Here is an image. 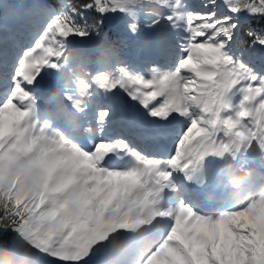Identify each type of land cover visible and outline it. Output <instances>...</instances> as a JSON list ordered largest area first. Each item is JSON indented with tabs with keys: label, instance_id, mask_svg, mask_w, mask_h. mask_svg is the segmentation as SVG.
Returning a JSON list of instances; mask_svg holds the SVG:
<instances>
[{
	"label": "snow or ice",
	"instance_id": "obj_1",
	"mask_svg": "<svg viewBox=\"0 0 264 264\" xmlns=\"http://www.w3.org/2000/svg\"><path fill=\"white\" fill-rule=\"evenodd\" d=\"M204 7L190 11L186 0L36 6L42 24L11 75L0 73L9 81L0 100V264H264V73L232 47L247 23L249 47L264 49V28L252 27L264 24V0ZM89 12L95 22L83 18ZM110 17L133 38L142 17L149 29L179 33L172 64L153 63L146 74L120 59L114 43L73 47L72 38L100 36ZM47 77L60 85L53 98L43 91ZM97 95L99 135L78 137ZM124 100L144 110L171 148L105 138ZM255 154L259 183L232 167L256 163ZM210 177L220 178L217 187L227 181L233 196L203 211L188 185L204 187Z\"/></svg>",
	"mask_w": 264,
	"mask_h": 264
},
{
	"label": "rangeland",
	"instance_id": "obj_2",
	"mask_svg": "<svg viewBox=\"0 0 264 264\" xmlns=\"http://www.w3.org/2000/svg\"><path fill=\"white\" fill-rule=\"evenodd\" d=\"M191 1L192 0H186L187 6H191V8L188 7V10L193 11V12H201L200 11L201 5L198 4L197 6H194L195 4H192V3L188 4ZM21 4L22 2H7V1H3L1 3L3 14H2V20L0 24V36H2L1 32L3 29L8 30L9 26L15 24V21L17 18L23 16ZM37 29L38 28L24 30V33L28 35L29 42L26 45H22V48L28 46L32 42L33 36L35 35V32L37 31ZM159 33H166L168 35L163 36V37L160 36L161 40L157 42L155 40V37L158 36ZM159 33L158 32L139 33L138 36L134 38L135 39L134 40L135 51L133 55L131 57H128L125 61L127 62L128 59L134 58V63L138 61L140 62L139 63L140 66L139 64L133 65V63H132V66L134 68L136 67V69L146 74L149 72L150 66H152L153 63L171 65L174 60V56H175V40L178 39L179 33H173L170 31L169 28L167 29L161 28L159 30ZM7 35H8V32L0 39V42ZM73 46L77 48L80 47V45L77 44L76 42H74ZM232 47L234 49V44L232 45ZM21 50L22 49H20V51ZM11 55H12V58L10 59ZM262 56H263L262 60L255 59V60H250L249 62H252L251 65L256 69L257 72L264 73V61H263L264 54H262ZM16 58H17V55H15L14 53H11V51L8 50V48H6L5 45L0 46V63H2L0 67V73L7 72V74L10 76L14 68V64L12 63V60H16ZM93 70L94 69L92 66L88 68V71H93ZM50 82L56 83L57 87L60 89V85L55 81L53 77H47L46 80L43 82V85H47ZM8 83H9L8 80H0V100H2L3 94L7 90ZM103 104H104V101L101 96L97 95L93 97V105L95 106L94 111ZM134 106H135V109L143 111V109L140 108L138 105H136L135 102H134ZM115 117L113 118V121L110 127L113 128L119 136L120 135L126 136L127 131H131L134 134V136H136V131L134 129L128 128L130 121L126 117L121 125L118 122H116ZM133 123L136 124V122H133ZM144 127L148 128L149 126L143 125V128ZM258 156H259L258 154H255V157H258Z\"/></svg>",
	"mask_w": 264,
	"mask_h": 264
},
{
	"label": "trees",
	"instance_id": "obj_3",
	"mask_svg": "<svg viewBox=\"0 0 264 264\" xmlns=\"http://www.w3.org/2000/svg\"><path fill=\"white\" fill-rule=\"evenodd\" d=\"M2 1L3 0H0V5H1ZM5 1H7V2L15 1V2H22V3L23 2L24 3L29 2L30 3V9L32 10L33 14L31 16V18L28 19V23L30 24L32 22H37V21L39 23L42 22V19L38 15H36V12H37L36 6L38 4L44 2V0H5ZM193 1L203 4V7L205 4H207L209 2V0H193ZM68 2L74 3V4L79 6L82 3H84L85 0H68ZM0 11H1V9H0ZM83 18L86 19L89 23H92V22H95L96 15L94 13H91V12L84 13ZM0 20H1V15H0ZM121 25H122V27H121L120 31L115 32V31H111V29L104 22V25L100 30L101 35L96 36L95 34H93L92 37L88 38V43H83V44L93 45L95 47V49H94V51H95L97 46H107L109 43H114L117 54L123 53V52L129 53V54L133 53L132 42L128 38L129 34L123 32V23L122 22H121ZM140 27L142 29L146 28L145 22L140 21ZM252 27H254L257 31H261V29L264 28V24H262L260 21H253ZM247 28H248V24L245 23L244 27L240 30V32L237 36L234 52L237 54L243 53V59L246 61H249L250 59L259 56L264 51V49H261L259 46L255 47V48L249 47L251 40L246 34ZM72 39H77V40L81 41V38H72ZM0 43H2V42H0Z\"/></svg>",
	"mask_w": 264,
	"mask_h": 264
},
{
	"label": "bare ground",
	"instance_id": "obj_4",
	"mask_svg": "<svg viewBox=\"0 0 264 264\" xmlns=\"http://www.w3.org/2000/svg\"><path fill=\"white\" fill-rule=\"evenodd\" d=\"M22 9V8H21ZM22 11H24V9H22ZM3 14V11H0V15H2ZM12 63L13 64H15V60H12ZM50 90V91H49ZM43 91L47 94V96L48 97H50V94H51V92H55V94H57L58 93V91H59V88L57 87V84L56 83H54V82H50V83H48L47 85H43ZM63 97V102L67 105V102H66V100H65V98H64V96L63 95H60V98H62ZM92 99L89 101V110H88V120H86L85 122H83V120L82 121H80V125H79V127H77V129H76V131L77 132H80V131H82V130H85L86 128H91V127H93V126H95L96 128H97V126H96V124H95V121H93L92 119H91V117H90V114H91V112H94V105H93V103H92ZM49 105V104H48ZM49 107H56L55 105H49ZM61 107V106H60ZM65 107V106H64ZM127 110V107L126 108H124V106H122L120 109H119V111H118V113H117V115H116V117H115V120H116V122H118L120 125L123 123V121L125 120V111ZM132 117L135 119V121H136V123H140L139 121H138V118H142V120H143V122L142 123H147L148 124V126L150 127V130H151V137L150 138H153V136H154V133H156L157 132V129L155 128V126L158 128V125H156L155 123H152L151 122V120H150V118H148L147 116H146V113H143V112H141V111H138V110H134L133 109V113H132ZM87 132V131H86ZM97 134V136L99 135L98 133H96ZM91 135H93V133H91ZM170 145L172 146V143H170ZM234 169H236L237 170V174H239V175H245V173L247 172V171H252L253 172V174H257V173H259V171H260V169L259 168H257V167H252V166H250L249 164L246 166V167H244L242 170L240 169V167H239V165L238 164H233V166H232ZM179 179H180V177H179Z\"/></svg>",
	"mask_w": 264,
	"mask_h": 264
}]
</instances>
